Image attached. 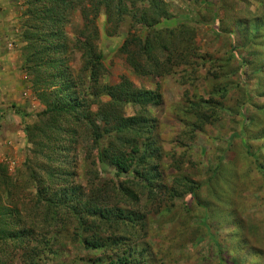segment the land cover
Masks as SVG:
<instances>
[{
    "label": "rangeland",
    "instance_id": "1",
    "mask_svg": "<svg viewBox=\"0 0 264 264\" xmlns=\"http://www.w3.org/2000/svg\"><path fill=\"white\" fill-rule=\"evenodd\" d=\"M31 2L0 0V230L6 227L4 222H12L10 210L20 208L23 226L16 229L25 237L15 252L3 244L0 256L8 264H30V258L37 264H111L120 262L124 254L128 264H221L223 260L264 264V1H224L217 10L218 31L234 38H221L214 31L213 9L219 0H127L124 19L115 17L109 24L104 11L100 13L98 45L107 70L100 82L114 85L125 76L146 93L125 107L126 117L146 109L156 118L154 139L162 151L156 176L170 193H176L173 198L164 189L151 197L156 185L145 182L136 170L143 142L126 137L132 166L126 173L117 171L106 158L99 160L106 148H113L107 144H112L110 138L103 139L101 152L97 148L88 153L80 130L75 148L49 156L56 132L42 125L50 118L41 122L45 105L39 93L55 98L60 87L46 89L39 84L36 90L35 74L26 68L29 53L51 47L48 35L32 26ZM152 13L159 14L154 29L163 34L177 28L194 32L203 57L179 52L187 57L181 63L178 54L171 61L164 59L162 76H137L118 53L130 33L147 36L150 28L142 23ZM82 25L77 11L66 28L68 71L73 75L70 94L104 103L108 97L96 96L92 83L82 76L81 53L74 47ZM247 30L257 35L254 54L243 49ZM231 44L239 59L246 61L241 69L242 60L230 58ZM169 55L165 51L160 57ZM215 87L225 88V97ZM200 103L220 118L202 127L189 111ZM89 107L95 113L98 105ZM177 178H187L191 184L179 185L174 182ZM38 179L47 188L42 191L43 205L57 199L69 207L87 199L90 183L115 184L122 202L89 221L96 228L97 241L103 239L97 249L71 233L62 234L54 253L48 252L52 247H47L49 240H40L42 228L34 213ZM7 184L19 187L16 204L6 199ZM190 191L196 192V198ZM47 230L50 233L53 228ZM86 233L90 237L94 231ZM39 252L44 257H36Z\"/></svg>",
    "mask_w": 264,
    "mask_h": 264
},
{
    "label": "trees",
    "instance_id": "2",
    "mask_svg": "<svg viewBox=\"0 0 264 264\" xmlns=\"http://www.w3.org/2000/svg\"><path fill=\"white\" fill-rule=\"evenodd\" d=\"M32 1L30 3L32 26H34L36 31H40L41 34L46 33L48 35L51 47H45L42 51H37L33 54L29 53L26 59V68L28 72L33 71V75L35 74L36 79L33 80L35 87L39 84H44L46 89H51L53 86L60 87L58 88L59 94L55 98L46 93H39V98L45 105L41 122L42 120L45 121L47 117L50 118L48 122L46 121L42 125L44 128L48 127L56 132V136H52L50 142L49 156L53 158L56 155H60L63 149H68L70 152L75 148L79 144L78 132L80 130L86 136L88 153H92L97 148L98 152H101L103 150V139L105 136L110 138L112 144L109 142L107 144L113 146V148H106L105 153L99 154V160H105L106 158L117 171L126 173L132 168L130 161L128 162L129 152L125 147V139L128 137L138 143H144L136 170L141 173V177L145 182L150 185H156V188L150 193L151 197L159 196L163 189L168 191L172 198L176 197L174 196L176 193H170L168 188L164 186L163 180L156 176L159 174V167L162 162L161 148L154 139L157 130L156 118L150 115L146 109L135 117H126L125 107L138 98H143L146 93L138 91V88L125 76L121 78L119 83L114 85H105L100 82V77L107 73L103 62V52L98 45L100 38L98 27L100 13L102 10L104 11L107 24H109V21H113L115 17L118 20L124 19V16L129 11L127 0ZM224 1L219 0L217 7L213 9V28L221 38H234L233 35L227 32L220 33L218 31L221 21L217 10L224 5ZM148 9H150V6L145 12ZM77 11H80L83 25L78 33L74 47L81 53L83 61L82 76H85L92 83L91 90L95 92L96 96H99V98L102 96L108 97V101L104 103L95 99L89 100L90 97L85 95L79 94V96H76L75 93L70 94L71 85H73L71 79L73 75L68 71L70 67L66 55L70 49V39L66 33V28ZM145 16L144 14L143 17ZM158 19L159 14L152 13L142 23L150 28L147 36L143 39L136 32L130 33L118 53L139 77L162 76L164 73V59L171 61V59H174L172 56L178 54L181 63L183 58L187 57V55L179 52L199 58L203 57L202 53H198L199 48L196 46L194 32L192 34L191 31L185 28H177L171 31L167 30L163 34V32L154 29V24L158 22ZM256 36L251 34L250 30H247V34L243 35V49L251 54L256 53ZM231 47L233 50L230 52V58L242 60L237 55L236 46L233 47L231 44ZM165 51H169L170 55L164 58L160 57ZM244 63H246L245 60L240 61L239 69L243 68ZM204 65L206 66V64ZM81 78L83 80V77ZM39 89L36 87V90ZM214 91L222 97H225L228 92L225 88L220 87H215ZM92 104L98 105L95 113L91 112L89 107ZM189 111H192L198 117L202 127L212 124L217 118H220L215 111L205 107L203 103L194 104V107L190 108ZM84 123H86V127L83 126ZM118 135L121 136L119 140ZM115 138L116 141H114ZM132 159V163L137 160L135 156ZM60 163H63V161ZM174 182L179 185L184 182L187 187L191 184L187 178H177ZM36 183L37 193L34 213L39 219L38 222L42 228L43 234L40 240L42 241L43 238L49 240L47 247L49 245L52 247L48 252L50 254L54 253L53 247L59 242L62 234L71 233L86 245L97 249L103 239L97 241L96 228L89 226V221L91 219L97 220L106 211H110L114 207L112 204H120L122 202L115 184L106 182L101 186H96L95 183H90L87 199L81 200L77 207H69L70 204L67 202L63 204L57 199L50 200L49 203L43 205L42 191L47 192V188H43L42 179L36 180ZM18 191L19 187H11L7 184L5 189L6 199L10 203H14L15 199L21 195ZM190 192L196 198V192ZM10 211L12 212V222H4L6 227L0 230V247L3 244L6 248L7 246H12L15 252L21 248L25 240V237H22L21 233L16 229L17 226H23V217L21 216L22 210L20 208ZM27 221H30V218ZM100 227L104 228L103 225H100ZM49 228H53L52 232L46 233ZM86 231H94V234L89 237ZM27 232L28 230H25V234ZM43 253L39 252L36 257H41ZM38 258L37 261L40 260ZM29 261L30 264H37L33 262V258H30ZM116 263L115 260H112L111 264ZM0 264H8V262L0 256ZM117 264H128L127 255L124 254ZM221 264H230V262L223 260Z\"/></svg>",
    "mask_w": 264,
    "mask_h": 264
}]
</instances>
